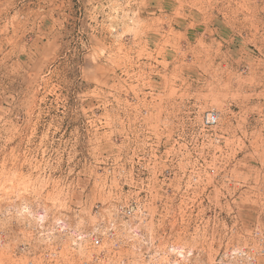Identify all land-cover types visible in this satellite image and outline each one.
Masks as SVG:
<instances>
[{"label":"rangeland","instance_id":"1","mask_svg":"<svg viewBox=\"0 0 264 264\" xmlns=\"http://www.w3.org/2000/svg\"><path fill=\"white\" fill-rule=\"evenodd\" d=\"M98 229L94 264L255 244L264 0H0V264H84Z\"/></svg>","mask_w":264,"mask_h":264},{"label":"built area","instance_id":"2","mask_svg":"<svg viewBox=\"0 0 264 264\" xmlns=\"http://www.w3.org/2000/svg\"><path fill=\"white\" fill-rule=\"evenodd\" d=\"M218 116L212 112L207 114L205 122L208 126L217 124ZM114 232H102L99 229L93 232L82 231L78 234L77 239L73 242V250L86 248L91 252V259L84 264H94L96 260H104L109 254L104 247L105 238L115 237ZM110 264V263H108ZM217 264H264V231L256 234L255 244L248 248L236 249L227 256L220 258Z\"/></svg>","mask_w":264,"mask_h":264}]
</instances>
